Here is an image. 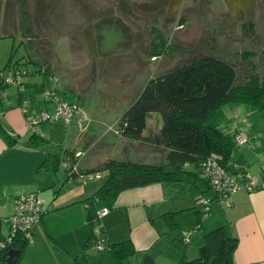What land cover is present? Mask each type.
Here are the masks:
<instances>
[{"label":"rangeland","instance_id":"rangeland-1","mask_svg":"<svg viewBox=\"0 0 264 264\" xmlns=\"http://www.w3.org/2000/svg\"><path fill=\"white\" fill-rule=\"evenodd\" d=\"M5 1L7 6L12 7L13 3L14 11L17 10L14 23L18 26L21 21L19 13L23 10L27 14L32 40L27 41L20 34L19 28L17 31L12 29L6 33L3 27V9H0V34L10 35L9 38H0L1 77L5 79L12 67L8 65L1 68L8 58L9 63L24 61V64L18 65L20 72L24 67L33 71L35 67L29 60L35 63L45 62L50 67L51 77L31 75L27 82L26 76L19 89L15 84H9L3 88L4 94L14 98L18 93L21 94L23 100L27 101L30 112L34 113V121L39 119L40 112H50L53 108V103L43 96L51 86H56L58 94L62 89L63 99L72 100L77 106V112L68 124L56 119L49 123L33 124L32 129L28 126L31 132L33 128L40 127L36 132L37 137L39 136L38 144L47 153V162L42 166L43 169L48 168L47 175L51 178L49 181L47 178L46 189L41 190L39 195L42 199L48 198L47 204L54 196L51 202L54 206L59 205L63 199L66 200L68 195V198H71L73 193L83 194L79 196L84 197L83 190H96L102 183L101 179H95L78 184L70 179L63 182L57 195H54L53 191L57 189L59 182L64 181L65 174L60 159L65 151L84 155H80V167L90 164L94 166L95 163L99 166L109 159L139 160L144 163L161 161L160 150L147 143L144 138L126 140L118 135L117 119L148 77L162 74L175 66L206 55L231 65L235 72L234 83H238L245 79L247 72V68L242 65L245 60L240 53L254 49L255 44L258 49L264 48V0H254L253 27L246 34L240 26L242 20L228 12L231 0ZM233 1L234 5L230 7L238 13H245L251 3L250 0ZM91 26L90 34L83 35V30ZM154 51L159 54L148 57L149 52ZM109 55L110 59L107 61L106 57ZM69 88L80 95H73ZM233 107H238V110L231 118L229 109ZM145 120L142 135L155 133L159 126V115L155 112L148 113ZM208 128L222 134L235 147L230 155L231 171H246L249 179H256L264 173V110H254L242 104L223 105L210 114ZM234 128L246 135L243 145L235 142L234 134L231 136ZM140 141L145 143L144 147ZM56 155L59 165L54 174L52 158ZM78 159L79 157L77 161ZM101 173L104 175L103 171H100V175ZM231 176L235 178L236 175L231 173ZM132 189H137L139 195L124 196L123 193ZM145 189L146 196L140 195ZM198 195L199 191L194 186L181 195L172 196L164 193L159 184L152 183L124 189L113 198H95L92 202L95 210L91 207V216L88 217L84 206H81L82 203L66 206L65 202L64 207L51 212L46 221L47 225L54 229V234L62 235L66 241L64 244L75 248V264H115L104 245L99 248L92 241L85 242L89 228H97L104 222V218H98L96 211L100 208L99 205H106L108 215H112L109 218L111 226L107 234L131 240L133 230L128 227L127 218L129 208L135 205L128 204L129 208L125 211L119 210L115 208L114 200L117 198L135 204L145 202L146 209L155 216L154 223L148 222L146 225L153 230L149 234L153 238V232H156L161 237V242H153L150 249L156 264V260L167 252L173 254L174 247L178 248V259L182 250L187 251L193 237L199 238L201 245L203 237L197 234L199 230H205L203 233H206L218 226L214 218L217 206L215 202L210 204L211 211L208 216L199 217L198 222L193 218L192 207L194 204L200 205V200L196 201ZM78 207L83 227L81 234L76 221ZM110 207L112 208L109 209ZM171 210L178 211L176 221L179 225L174 230L168 228L159 216L162 212ZM66 218H70L71 222H66L67 226H61ZM166 238L169 240L163 242ZM184 243L186 245L183 248ZM30 247L31 245L28 248ZM158 247L161 249L157 253ZM132 248L133 253L126 257L123 264L135 263L134 257L137 258L143 251L134 243ZM24 253L23 251L15 264H28Z\"/></svg>","mask_w":264,"mask_h":264},{"label":"trees","instance_id":"trees-1","mask_svg":"<svg viewBox=\"0 0 264 264\" xmlns=\"http://www.w3.org/2000/svg\"><path fill=\"white\" fill-rule=\"evenodd\" d=\"M5 2V0H0V9H3L4 31L7 33L12 29L17 31L16 29L19 28L20 34L27 41H31V29L28 26L27 14L23 10L19 13L21 21L18 26L14 23L17 10L14 11L13 3L11 7L7 6ZM12 2L14 1L12 0ZM229 2L230 11H227L238 20H242L240 23L242 31L244 30L245 34L249 33L253 27L252 16L255 1L250 0V7L245 13L234 11L230 7L234 5V1ZM235 3L237 4V1ZM91 30L92 26L87 27L83 30V35L90 34ZM9 37L8 34H0V38ZM256 46L257 44L254 45V49L240 53L245 61H242L244 64L239 63L247 68L245 79L242 82L234 83L235 72L231 65L206 55L175 66L162 74L148 77L138 94L117 119L118 135L126 140L144 138L147 143H151L153 147L160 150L161 161L144 163L139 160L109 159L96 168L87 169V172H105L100 177L102 183L84 201L88 212H90L92 199L114 197L124 189L152 183H159L165 187L169 185L182 187L178 190L180 193L194 186L199 191L198 196H209V184L202 177L204 162L210 155H214L218 165L228 172L231 170L230 155L234 149V146L222 134L208 128L210 114L223 105L242 104L254 110H264V48L258 49ZM158 54L157 51L149 52L148 57ZM106 59L108 61L110 55ZM9 61L8 58L6 65L9 64ZM22 62L24 63V61ZM28 62L35 67L32 74L51 77L50 67L47 63H35L30 60ZM68 90L71 91L70 88ZM71 93L80 95L74 91ZM151 112L159 115V126L155 133L143 136L146 115ZM0 138L8 145L16 141L1 126ZM30 138L34 139L33 135ZM140 142L141 145H145L144 142ZM69 155L73 157L71 163H75L77 161L75 154L70 152ZM63 158L62 161L68 162L67 156L64 155ZM76 170L81 172L77 168ZM235 172L237 171H230L232 174ZM257 188H264V185L256 186L255 190ZM210 198L213 200V196ZM195 208L197 210L195 209L193 213L198 222L199 217L202 216L197 206ZM176 214V212H168L162 215L169 228H175ZM98 228L103 237L101 227ZM93 239L94 236L90 228L87 240L93 243ZM236 241L234 236L227 235L225 226H218L203 234V243L195 258L181 259L179 264H233L232 253ZM103 243L115 264H123L126 257L133 253L132 243L129 239L107 243L103 237ZM27 245L25 239L15 238L6 249L0 251V264H3L2 255L8 249H18L20 257ZM143 264H153V262L149 257H146Z\"/></svg>","mask_w":264,"mask_h":264},{"label":"crops","instance_id":"crops-1","mask_svg":"<svg viewBox=\"0 0 264 264\" xmlns=\"http://www.w3.org/2000/svg\"><path fill=\"white\" fill-rule=\"evenodd\" d=\"M16 61L11 62L8 65L18 68V65H22L23 63L21 60L20 62H16ZM6 62L5 65L1 66V68L8 66L6 65ZM22 69H23L22 71L25 72L22 82L25 81L24 79L26 78V76H27L26 80L27 79L29 80L31 75L37 76L36 73L32 74L33 71L32 72L31 70L28 71L27 68L25 67ZM45 77L46 76H43L42 78ZM61 91L62 92L60 94L64 97V91L62 89ZM17 96H15L14 98L13 96H8L4 94L3 96L0 97V126L10 137L16 139V141L13 144L8 145L0 138V240L3 239V237L6 235V231L8 227L6 218L9 217L13 212L14 198L19 195H24L30 192H37L38 195L41 194V190L46 189L45 187L47 184V178L48 181L51 178V177L49 178L48 176L49 174L47 175L48 168L43 169L42 166L44 163L47 162V153H45V150L41 148V146L38 144L39 136L37 137L36 132L39 131L40 127L33 128L32 132L29 131L30 128H28L29 125H27L28 119L26 118V115L21 112L19 106L20 102L24 99V97H22L21 94L19 93L17 94ZM69 101L72 102V100ZM237 110L238 107H233L229 109L230 117L235 115V113H237ZM33 114L34 113L30 112V109H28V115L31 116V120H33ZM236 129L237 128H234L232 130L233 132L231 133V136L235 133V131L239 132V130ZM28 133L30 135H28ZM32 135L34 139L30 138ZM144 146L145 145H142V147ZM69 154L70 151H65L62 154L60 161L64 159L63 157L65 155V157L67 156L68 158V162L71 163L73 161V157ZM81 157L82 156H79L78 161H76V168L78 170H80L81 168L80 170L81 172H85L87 169L89 170L93 168L95 165L98 166L97 165L98 163H95L94 166L93 164L90 165L87 164L88 166L80 167L79 160ZM52 164H54L52 173L55 174V171L59 165V159L57 155L53 156ZM230 164H231V160H230ZM61 166L64 170L63 172L66 177L65 176L63 177L64 181L59 182V186L57 187V189L55 188V190L53 191L54 195H57V192L59 188L62 187L63 182L69 180L67 179L66 169L64 168L63 165ZM243 173L246 175V171H243ZM101 176H103L102 173L100 177ZM257 177L258 178L256 179L252 178L251 180L256 184L257 187L264 185V173L263 174L261 173ZM160 187L164 193H168L172 196L181 195L184 192H186L187 189H189V188H187L186 190L183 189L185 191L180 193V191L178 190L180 188L182 189V187H178L176 185H169L166 187L160 185ZM94 191L95 188L93 190H83L82 193H84V197L79 196L83 194H77V193H73L71 198H68L69 196L68 195L66 196V200L63 199L60 202V204L57 206L51 204L54 196L52 199L49 197L50 199L48 204L46 203L48 201L47 200L48 198H44V197L43 199L41 198L42 199L41 217L39 222L32 227L31 232L33 236V241L32 243L28 244V247L30 245L31 247L30 248L25 247L24 249L25 252L24 255L26 256V260L28 264H75V258H77L76 254H74L75 248L68 245L67 243L64 244L66 241L64 240L62 235L59 233L58 235L54 234V229L52 227L50 228L47 225L46 220L51 212L63 208L65 202H66V206L75 203L76 204L82 203L81 206H84V209L86 210V217L88 215L91 216V207L95 210V205H93L92 203L94 202V200L90 203V212H88L84 201L85 199L89 198V196L92 195ZM146 192L147 189L143 190L140 195L146 196ZM123 194L124 196H129V197L139 195L137 189L128 190L127 193H123ZM43 195L45 196V193ZM228 199L229 202L227 204L216 203L217 206L215 208L214 218H215V224L218 223V226H225L227 235L234 236L237 240L235 249L232 253L233 264H264V188H257L256 190L249 192L245 190H239L230 194ZM114 201H116L115 208H118L119 210L123 209L124 211L126 210L127 207L129 208V206H127L128 204L135 205L134 207L129 208V214H128L129 217L127 218V225L128 227H131V229L133 230V234L132 236H130L131 240L130 239L129 240L131 241V243H134L138 245V247H141L143 251H141V254L138 255L137 258L134 257L135 263L132 262L130 264H143L144 259L146 257H149L153 262V264H155L150 249L152 247L153 242H155V244L161 242V237L158 236L156 232L155 233L153 232V238H152L149 233L153 230H151L149 225L148 227L146 226L148 222L150 224L154 223V219H155L154 214L150 213L149 210L146 209V205L144 204L145 202H142V204H135L133 202L131 203L124 202L125 200H117V198ZM99 207L100 208H98L97 211H99L103 207L106 208V205L103 206L99 205ZM112 207H110L109 209H111ZM79 208L80 207H78V219L76 221L80 226V234H81L83 233V227H81V218H80L81 214ZM195 209L196 208L194 204L192 210L195 211ZM210 211L211 209L209 206V212L207 216L210 214ZM168 212L178 213V211H173V210L164 211L159 216L162 218V215ZM111 216L112 215H108L107 213L103 217H100V219L104 218L103 220L104 222H102V225H99L98 227H101L103 237L105 238L107 243L122 241L123 240L122 238H115L107 234L108 228L111 226L109 222V218ZM113 216L115 218L116 216L115 213ZM194 217L195 214L193 213V218ZM176 219H177V214H176ZM66 222H71V219L66 218L61 226L63 225L67 226ZM177 225L179 224L176 221L175 228H171V230L176 229ZM199 231H198L199 233L197 234L199 235L201 234L200 236L203 237V234H205L203 232L205 230L200 229ZM177 234H179V231L177 232ZM88 237H89V232L85 240L86 243L88 242L87 240ZM172 239L173 238L171 237V240ZM167 240L169 239L166 238L163 242H166ZM190 243L191 244H189L187 251L182 250L178 259L176 256L178 248L174 247L173 254L167 252L165 255H162L161 257H159L158 260H156V264H179L181 259L190 260L192 258H195L198 255V249L201 243L200 239L197 237H193L192 242L190 241ZM185 245L186 243H184L183 248ZM197 245L198 248H196ZM160 249L161 248L159 247L157 248V253L160 251Z\"/></svg>","mask_w":264,"mask_h":264},{"label":"built area","instance_id":"built-area-1","mask_svg":"<svg viewBox=\"0 0 264 264\" xmlns=\"http://www.w3.org/2000/svg\"><path fill=\"white\" fill-rule=\"evenodd\" d=\"M25 72H20V69L11 67L8 70L7 76L3 79L0 75V97L4 95L3 87L9 84H15L19 89L22 85V78ZM44 99L53 103V108L50 112H40L39 119L31 120V116L28 115L27 101L22 100L20 102V110L26 115L29 126L37 122H52L54 120H61L64 123H70L73 115L77 112V106L72 102L63 99L61 94H58L56 86L49 87L43 94ZM34 121V122H31ZM234 140L237 144H243L246 141V135L242 131L234 133ZM81 153L75 154V157H79ZM214 155H210L202 167V177L207 180L210 187L209 196H197L196 201L200 200V205L197 208L201 212L202 218H205L209 212V204L212 202L218 204H227L229 201V195L239 190L253 191L256 184L244 173L235 172V178H232L230 171L224 170L220 167L214 158ZM66 169L68 179L84 184L87 181L100 179V173L98 172H78L76 170V162L69 164L67 161H62V164ZM68 168V169H67ZM213 196V200L210 198ZM212 201V202H211ZM42 199L37 192H30L24 195H19L13 200V212L6 218L7 233L0 240V251L6 249L15 238H23L28 244L32 243V227L40 220L42 213ZM108 213V209L103 207L96 212L98 218L103 217ZM92 235L94 236L93 243L99 248L104 245L103 237L99 231V228L92 229Z\"/></svg>","mask_w":264,"mask_h":264},{"label":"water","instance_id":"water-1","mask_svg":"<svg viewBox=\"0 0 264 264\" xmlns=\"http://www.w3.org/2000/svg\"><path fill=\"white\" fill-rule=\"evenodd\" d=\"M20 251L10 248L2 255L3 264H15L19 258Z\"/></svg>","mask_w":264,"mask_h":264}]
</instances>
